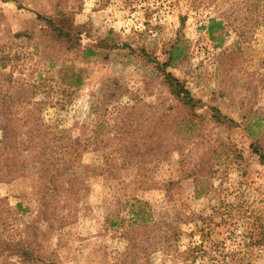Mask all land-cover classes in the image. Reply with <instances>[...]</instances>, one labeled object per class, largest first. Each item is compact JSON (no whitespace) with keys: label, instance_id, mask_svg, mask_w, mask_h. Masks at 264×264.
<instances>
[{"label":"rangeland","instance_id":"1","mask_svg":"<svg viewBox=\"0 0 264 264\" xmlns=\"http://www.w3.org/2000/svg\"><path fill=\"white\" fill-rule=\"evenodd\" d=\"M249 3L0 0L2 43L31 36L3 46L4 72L34 85L43 122L79 151L56 173L24 152L21 176L0 183V242H28L60 264H264V164L246 131L264 146V24ZM61 14L80 32L77 48L50 39L37 17ZM156 63L199 101L190 143L173 142L174 126L193 117ZM213 108L238 126L211 120ZM125 129L133 137L119 152ZM133 199L158 222L138 245L120 234Z\"/></svg>","mask_w":264,"mask_h":264},{"label":"trees","instance_id":"2","mask_svg":"<svg viewBox=\"0 0 264 264\" xmlns=\"http://www.w3.org/2000/svg\"><path fill=\"white\" fill-rule=\"evenodd\" d=\"M248 8H250V11L256 12L259 20L264 24V0H254V3L248 4ZM37 17L44 21L50 39L61 43L68 50L78 47L80 32L69 23L65 15L61 14L55 17L37 15ZM216 24L220 23L211 20L208 26V32L211 36L213 34V27ZM4 33L0 34V183H6L21 176L25 164L23 154L27 150L33 149L38 151L37 160L41 167H44L43 173H45L48 167L54 169L56 173L59 167L64 166L62 164L71 166L79 156V151H77L76 147L72 146L73 143L77 144L75 139L67 137L64 131L49 130V127L43 122L41 112L46 102L35 100L34 85L30 83H16L12 79L11 72H4L8 62L12 60V56L10 55V51H3V46H6L7 42L15 44L23 40H29L31 36L22 32H16L8 34V40L2 43ZM90 53H93V51ZM166 64L169 63H162L161 65L156 63V68L163 76V81L169 93L176 101V107L185 108L193 117V119H184V121L174 126L173 134L175 138L173 142L177 146V144H181L182 142L190 143L192 141L191 133L194 130L193 126L196 125L194 119L200 117V115L195 113V108H197L199 101L192 95L183 81L179 80L172 73L165 71ZM72 74L74 75V73ZM75 78V83L80 85L81 76L77 73ZM210 119L217 124L238 126V123L221 114L216 108L212 109ZM246 129L247 135L253 139L250 143L252 151L258 155L259 160L264 164V146L262 142L260 139L253 138L256 134L250 127L247 126ZM183 133L184 135H182ZM129 135L130 131L125 129L121 137V140L124 138V141L119 152H129V148L125 145L126 138L132 139L133 137H129ZM108 139L109 137H107V141ZM146 163L147 160L139 161L136 165L137 170L142 171L146 167ZM147 205L146 201L138 199L126 202L129 224L124 227L120 234L123 237L128 236L131 243L136 241L137 245L140 243L142 238L136 237H138L141 230L142 232L144 231L145 225L148 222L152 220V224L158 223L147 217L145 211ZM118 221V219H115L114 222L112 220L110 222L113 225H118ZM174 234L176 233L174 232ZM169 241L168 237L167 243ZM8 254L16 255L19 264H60L58 260L45 257L33 250L28 242L20 240L15 242H0V256Z\"/></svg>","mask_w":264,"mask_h":264}]
</instances>
